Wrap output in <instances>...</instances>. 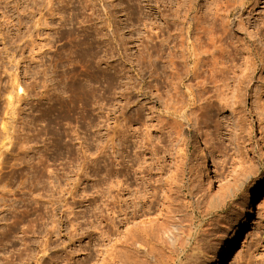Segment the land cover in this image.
<instances>
[{
    "label": "rangeland",
    "instance_id": "rangeland-1",
    "mask_svg": "<svg viewBox=\"0 0 264 264\" xmlns=\"http://www.w3.org/2000/svg\"><path fill=\"white\" fill-rule=\"evenodd\" d=\"M187 38L236 55L228 104L207 122L170 65ZM169 120L185 129L161 142ZM143 122L152 144L139 148ZM149 165L158 197L147 229L130 226L137 249L110 219L120 175L133 195ZM263 170L264 0H0V264L193 262ZM225 264H264V185Z\"/></svg>",
    "mask_w": 264,
    "mask_h": 264
},
{
    "label": "bare ground",
    "instance_id": "bare-ground-1",
    "mask_svg": "<svg viewBox=\"0 0 264 264\" xmlns=\"http://www.w3.org/2000/svg\"><path fill=\"white\" fill-rule=\"evenodd\" d=\"M256 1L259 2V0ZM184 41H186V43L189 46L188 54L187 55L184 54L183 58H181L180 61L178 60L171 61L170 65L175 66L173 68H175L177 71L176 75L180 76L178 77V79H180L181 85H183V87L185 86V91L183 92L185 97L184 98L185 102H187L189 105H196L198 100L201 101V103L198 104L201 117L198 115L197 120L205 118L207 122L209 118L212 119L218 117L222 113L221 111L224 110L226 105L228 104L227 88L229 87L228 85L229 80L232 79V77L228 76V72L233 67H235L234 60L236 55L233 54V57L230 58L229 51L225 48L220 49L218 46H214V49L211 51L207 49L199 51V48L195 46L192 42H190L189 38L185 39ZM191 43H192V47H191ZM217 51L220 52V54L218 56H215L214 53H216ZM222 56H224V61H221ZM253 61H254L253 63L255 64V59H253ZM177 64L180 65L181 67L180 69L177 67ZM181 69H182V74L179 72ZM237 69L238 66L236 70ZM188 76H189L188 81H190V83L185 84L184 80ZM253 78H254V70L252 68V74L249 81ZM170 83L171 81L169 80V82H167L166 85L167 110H170L173 96H175V93H171ZM248 87L249 86L246 85L244 88H242L244 94L245 91L247 92ZM252 108H255V110L257 111L261 110L260 106L258 105V102L257 103L254 102L253 104H251L250 109L249 108L246 109V113L250 116H252L251 113ZM169 115L171 116V114ZM217 121L218 118L216 122ZM141 124L144 131V133H142L143 136H141V134H139V136H134L132 133L131 137L133 138L136 137L135 139H133L134 140L133 142L136 143L138 141L140 145L139 148L149 147L152 144L151 143L152 140L150 137L151 133L149 130L150 126L146 122H143ZM183 125L184 123L180 125L177 124L175 121L173 122L170 120L166 124H163V128L164 130H166V132L163 133L164 136L161 137V142H164L165 139H169V141H172L174 138L180 136L185 129ZM132 126L133 123L132 124L130 123L128 127L130 128V131L132 130ZM125 128L127 129V126H125ZM125 131L126 130L124 129V132ZM122 132L123 131L121 130V132L119 133L121 137L120 141L122 143L121 147L128 148V144H127L128 137ZM137 133L138 131L135 132V134ZM123 152L121 154L122 157H120L122 159V162L125 161L123 157V154L125 153ZM130 167H133V164L130 165ZM152 167H153L152 165L147 166V171L146 169L140 170L141 168H139V170L138 169L135 170V173L140 174L137 175L140 176L139 179L141 181H140V185L133 190V195H131L132 190L130 189L131 185H133V181L131 180L132 177L129 178L125 176V173L120 175V178L118 180L119 190H118L116 210H115L117 216L113 220L112 218L110 219V222L116 221L118 223V226L117 227L115 226L117 229L116 231L119 232L120 231L119 229H121V227L122 228L125 227V229H127V232H125V236L126 235L128 236L125 238L122 244L127 243L130 245H137V249H142L143 244L140 243L134 235H131L132 234L131 232L132 230L135 229V227L138 229L142 228L143 230L147 229V227L142 224L145 218H150L151 216L150 211L152 205L155 202V198L158 197V195L155 192V188L153 189L150 183L151 179L149 175L154 174ZM155 167L156 169H160L159 166H155ZM142 172H144V174H142ZM263 185H264V170L260 174H258L255 177V179H253L248 185V189H247L248 191L245 200L239 206L238 211L235 213L234 217L232 218V222L228 223L226 229L221 234H219L217 238V244L208 252L202 253V256L198 257L193 262L190 261L181 264H225V262L228 259V255L231 251L232 246L234 245L238 235L244 228V225L247 223L248 213L251 212L252 206L257 202L259 193L261 192ZM126 191L130 194L129 195L130 197L128 199L124 195ZM157 193H159V191H157ZM104 220L106 221L107 219ZM131 225H134L135 227L130 228ZM173 229L175 230L176 227ZM173 232L172 234L175 233ZM103 235H106V232H103ZM177 236L179 237V235ZM175 237H173V235L168 236L170 240H176L177 238L175 239ZM189 238L190 236L187 237V240L179 239L177 241L179 242V247L182 250L186 248L189 242ZM173 242L175 243L176 241ZM195 249H196V253H199L201 251L199 245Z\"/></svg>",
    "mask_w": 264,
    "mask_h": 264
}]
</instances>
